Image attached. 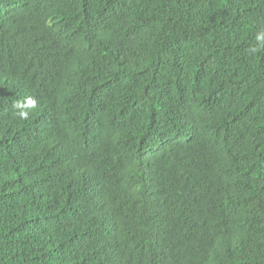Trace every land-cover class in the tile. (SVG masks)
I'll return each instance as SVG.
<instances>
[{
	"label": "trees",
	"instance_id": "1",
	"mask_svg": "<svg viewBox=\"0 0 264 264\" xmlns=\"http://www.w3.org/2000/svg\"><path fill=\"white\" fill-rule=\"evenodd\" d=\"M0 264H264V0H0Z\"/></svg>",
	"mask_w": 264,
	"mask_h": 264
}]
</instances>
